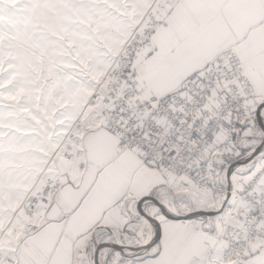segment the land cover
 <instances>
[{
	"label": "snow or ice",
	"instance_id": "obj_1",
	"mask_svg": "<svg viewBox=\"0 0 264 264\" xmlns=\"http://www.w3.org/2000/svg\"><path fill=\"white\" fill-rule=\"evenodd\" d=\"M0 264H264V0H0Z\"/></svg>",
	"mask_w": 264,
	"mask_h": 264
}]
</instances>
